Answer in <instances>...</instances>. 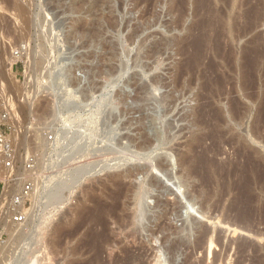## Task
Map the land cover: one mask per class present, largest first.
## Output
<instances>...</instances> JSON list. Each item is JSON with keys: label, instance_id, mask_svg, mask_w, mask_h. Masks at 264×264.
<instances>
[{"label": "rangeland", "instance_id": "obj_1", "mask_svg": "<svg viewBox=\"0 0 264 264\" xmlns=\"http://www.w3.org/2000/svg\"><path fill=\"white\" fill-rule=\"evenodd\" d=\"M14 1L0 0V109L9 114L17 153L14 173L22 175V183L28 179L27 157L34 156L37 165L48 151L44 140L52 143L55 138L47 129L54 101L49 63L75 66L66 80L81 81L80 88L90 97L99 98L104 85L113 89L99 118L108 120L102 136L93 138L89 150L70 165L74 171L93 166L92 171L69 183L61 202L38 209L41 219L36 222L44 228L33 247L10 235L11 222L0 219V248L11 246L12 253L18 251L13 257L29 248L37 264H89L96 256L93 264H141L142 256L136 253L149 248V264H264V0H247L246 5L210 0L207 9L197 8L196 0H16L25 10L22 23ZM71 4H79L76 13ZM41 21L51 24L59 59L48 54ZM73 26H80L79 33L67 38ZM21 47L35 54L33 73L26 70L24 59L6 65ZM122 66L127 70L121 71ZM43 68L46 75L39 73ZM74 116L87 121L83 112ZM103 160L102 167H95ZM212 167L228 175L216 177L208 170ZM67 168L36 170L31 176L35 184V178ZM136 169L141 173L131 180L141 185L138 200L147 213L132 224L121 217V203L124 194L133 195H127V188L118 193L128 180L119 182L113 176ZM0 173L9 176L8 171ZM167 203L172 208L163 215L160 205ZM177 203L184 208L180 218L173 210ZM81 208L86 218L77 215ZM90 214L97 219L91 221ZM202 228L219 241L211 257L193 245ZM129 229L136 236H129ZM148 229H154L152 235Z\"/></svg>", "mask_w": 264, "mask_h": 264}, {"label": "bare ground", "instance_id": "obj_2", "mask_svg": "<svg viewBox=\"0 0 264 264\" xmlns=\"http://www.w3.org/2000/svg\"><path fill=\"white\" fill-rule=\"evenodd\" d=\"M16 1V0H15ZM14 1V3L12 5H15L16 6V11L18 12V15L19 17H17L18 19H20L21 23H22V11L25 12V10H22V7L21 6H18L16 4V2ZM35 1V0H34ZM84 1V0H83ZM21 2V1H20ZM209 2L210 0H196L195 1V6L197 8H203V9H207L209 8ZM239 4H242V5H246L247 4V0H238ZM238 4V3H237ZM72 5V4H71ZM79 4H74L72 5L71 7V10L72 11H75V13L79 10ZM82 5V4H81ZM263 5V4H262ZM14 6V7H15ZM34 7V6H33ZM253 7V6H252ZM264 7V6H263ZM7 8V7H6ZM10 8V7H9ZM40 8V7H39ZM69 8V7H68ZM262 8V7H261ZM25 9V8H23ZM42 9V8H41ZM41 9H37V10H41ZM65 9V8H64ZM11 10V9H10ZM69 10V12L71 11ZM77 10V11H76ZM262 10V9H261ZM13 11V10H12ZM83 11V10H82ZM240 11V10H239ZM246 11V10H245ZM15 12V11H14ZM33 12V11H32ZM80 12V11H79ZM27 13V11H26ZM39 13V12H38ZM43 13V11H42ZM66 13V12H64ZM68 13V12H67ZM74 13V12H73ZM72 13V14H73ZM82 13V12H81ZM85 13V12H84ZM25 14V13H24ZM71 14V13H70ZM261 14V12H260ZM15 15V14H14ZM83 15V14H82ZM83 17V16H82ZM39 18V17H38ZM44 18V17H42ZM28 19V18H27ZM73 19V18H72ZM26 20V19H25ZM34 20V19H33ZM43 20V19H42ZM74 20V19H73ZM24 21V20H23ZM31 21V19H30ZM30 21H29V24L30 25ZM47 21V20H46ZM49 21V20H48ZM82 21V20H81ZM28 22V21H27ZM26 22V23H27ZM35 22V21H34ZM72 22V21H71ZM17 23V22H16ZM25 23V24H26ZM14 24V23H13ZM18 25V24H17ZM22 25V24H21ZM32 25V24H31ZM40 27H42L41 29L43 30L42 31V34H44V43L47 44V47H49V53L48 54H51L53 55L54 59H59L58 57L62 56L61 55V52L56 49V46H55V43L53 42V40H51V36H50V25L51 24H48V22H44V21H41L40 23ZM54 25V24H53ZM56 25H59V24H56ZM75 25V24H73ZM81 25V24H80ZM72 26V25H71ZM39 27V26H38ZM56 27H59V26H56ZM80 27V26H79ZM78 26H73V31L71 33H69V35L67 36V38L69 37H73V36H76V34H78L80 28ZM82 29V28H81ZM82 31V30H81ZM80 31V32H81ZM42 36V35H41ZM43 37V36H42ZM41 37V38H42ZM66 42V46L68 47H73V45L69 44L68 41H65ZM45 46V45H44ZM67 47V48H68ZM45 48V47H44ZM46 49V48H45ZM69 49V48H68ZM63 53V52H62ZM65 53V52H64ZM47 54V55H48ZM9 57V56H8ZM34 57H35V54L32 53V51L30 49H22V47L17 50V51H13L8 59V64L7 67H10L11 64L15 63L16 61L18 60H22L24 59L25 60V65H26V70L28 71H31L32 68L34 69L35 66L34 65ZM70 59H71V55H69ZM64 58V56H63ZM63 58L61 59V61L63 60ZM68 58V56L66 57ZM65 58V59H66ZM60 62V60H57ZM65 61V60H64ZM71 61V60H70ZM256 61V60H255ZM65 63V62H64ZM69 63V62H68ZM252 63V62H251ZM66 64V63H65ZM72 64V63H71ZM62 65V63H60V66ZM64 65V64H63ZM62 65V66H63ZM58 62H50L49 63V69H48V73H49V90L54 94V101L52 103V115H51V121L47 127L48 130L51 131V133L54 134L55 138H54V142H48V141H45L44 140V148L46 149L47 152H44L42 153L41 155V158L40 160H38V163L34 169L35 173H36V170H39L40 172H46L48 169L50 168H59V167H68L67 170L63 171V173H59L57 170L56 171H52L50 174H47L45 177H42L41 180H38V178H35V184H34V188H33V191L31 192L30 194V198L32 199V206L30 207L29 211L27 212L26 214V222H24L22 225L21 224H14L11 222L10 225H12V228L11 230L9 231L10 235H13V234H17L18 239L22 240V242H27L28 243V246H30L31 244L33 243H36V241L38 240V234H39V231H40V228L42 227V225L44 226V224H40L37 223L36 221L39 220V218H37V214L38 213V209L43 205L47 206L48 204H53V202H57V204L59 202H61V196H62V193L64 191V189H66L67 186H70L68 185L69 183H75L74 181L77 180V178L81 175H84L86 174L89 170H91V168L93 166H82L80 167L79 171H74L73 168H71V164L74 163L76 160H78L80 157H82L85 152L87 150H89V147L90 145L94 142L93 141V138L95 137H99L102 136L101 133L102 132V128H105L107 127V121H104L103 119L105 118H102V121H99L101 118V116L103 114L106 113V104L109 102L110 100V96H111V91L113 88H109V85H104L102 87V92H101V95L99 96V98L97 97H94V96H89V92L87 91L86 88H80V85H81V81H77L74 80V79H71L70 80H66L67 76H70V74H72L71 72H73V70L76 68L74 66V68L70 65V66H66V67H60ZM36 69V68H35ZM40 69V68H39ZM37 70V69H36ZM35 70V72H36ZM47 69L43 68L39 71V73L41 75H44L46 72ZM124 71V70H127L125 67L122 66L121 68V71ZM34 71V70H33ZM34 72V73H35ZM31 73H33L31 71ZM46 75V74H45ZM70 78V77H69ZM32 77L29 79L31 81ZM113 86V85H112ZM67 87H71V89L73 91H70V92H67L65 88ZM84 87V86H83ZM69 89V88H68ZM70 89V90H71ZM218 110V109H216ZM220 111V110H219ZM85 113L87 115V121L85 120V123L84 122H80L79 119H80V115L79 114V117L78 116H74L75 114L77 115V113ZM215 113H217V111H215ZM220 114V113H219ZM79 119H78V118ZM215 117L219 118L218 115H216ZM100 118V119H99ZM216 118V119H217ZM82 119V117H81ZM234 119V118H233ZM59 120H63V122L65 121V126H59V127H55V123H58ZM82 121V120H81ZM60 124V123H59ZM58 124V125H59ZM62 125V124H61ZM16 130V128H15ZM46 130V129H45ZM158 137V136H157ZM260 137V136H259ZM262 137V136H261ZM93 141V142H92ZM150 143V142H149ZM142 144V143H141ZM140 144V147L142 148ZM144 144V142H143ZM147 144V143H146ZM145 145V144H144ZM144 147V146H143ZM120 148V147H119ZM132 151V150H131ZM121 152V150H120ZM191 153L193 151H190ZM194 154V153H193ZM203 154V153H201ZM188 155V154H187ZM191 155V154H190ZM130 157V156H129ZM194 157V155H193ZM192 157V158H193ZM126 158V157H125ZM202 158V157H201ZM200 158V159H201ZM203 159V158H202ZM205 159V158H204ZM118 160V159H117ZM209 160V159H208ZM116 161V160H115ZM183 161V160H182ZM192 161V160H191ZM203 161V160H202ZM123 161H119V163H121ZM195 162V161H194ZM199 162V160H198ZM197 162V164H198ZM209 162V161H208ZM214 162V161H213ZM107 163V162H106ZM118 163V165H119ZM183 164L185 162H182ZM103 164H105V161H99L96 163L95 167L96 166H100L102 167ZM117 165V164H116ZM199 165V164H198ZM204 165V164H203ZM206 167H207V164H205ZM180 166H183V165H180ZM211 166V165H209ZM213 166V165H212ZM94 167V168H95ZM190 167V166H189ZM203 167V166H202ZM104 168V167H103ZM195 168V167H194ZM208 168V167H207ZM213 168V167H212ZM221 169V168H220ZM219 169V170H220ZM232 169V168H231ZM199 170V169H198ZM208 170H211L209 172H211V174H216L218 177L221 175L222 178H225L228 173H225V172H221L219 171L218 169L216 168H209ZM207 170V172H208ZM224 170V169H223ZM226 170V169H225ZM34 171H31L30 174H32ZM92 171V170H91ZM206 171V170H204ZM231 171V170H230ZM242 171V170H241ZM209 172L207 174H209ZM228 172V171H227ZM233 172V171H232ZM141 173L140 170L136 169V170H125V172H120L118 175L116 174L115 176H113V179H118V181L120 182V180L123 182L125 180H128V183L126 184V182H123L122 185H121V189L122 190H119L118 193L119 194H123V189L127 188V190L125 191L128 195L129 192H131V196L130 198H128V196H126L125 194L123 195V199H125L124 201H122V207L123 208L122 210L123 213H124V216L121 215V217H124L126 218V220L128 219L129 221H131L132 224H134L133 222H136L137 219L140 216L141 213H147V209H146V206H144L143 204H141L139 202V195L141 193V189H140V186H134L132 184V180L135 179L139 174ZM223 173H225L223 175ZM23 174V173H22ZM37 174V173H36ZM230 174V173H229ZM113 175V174H112ZM215 175V176H216ZM223 175V176H222ZM7 173H0V179H5L7 177ZM208 176V175H206ZM211 176V175H210ZM213 176V175H212ZM216 176V177H217ZM247 177V176H246ZM250 177V176H249ZM199 178V176H198ZM132 179V180H131ZM216 179V178H215ZM244 179V178H243ZM90 180V179H89ZM211 180V179H210ZM245 180H247V178H245ZM226 181V180H225ZM231 181V180H230ZM244 181V180H243ZM250 181V180H249ZM215 182V181H214ZM221 182V181H219ZM223 182V180H222ZM221 182V183H222ZM228 182V181H227ZM242 182V181H241ZM245 182V181H244ZM246 184L248 183V180L247 182H245ZM251 183V182H250ZM118 184V182H117ZM126 184V185H125ZM235 184V183H234ZM74 185V184H73ZM201 185V184H200ZM210 185V184H209ZM227 185V184H226ZM245 185V184H244ZM249 185V183H248ZM120 185H118V188L120 189L119 187ZM211 186V185H210ZM233 186V185H232ZM231 186V187H232ZM239 186V185H238ZM71 187V186H70ZM222 188V185L220 186ZM235 187V186H234ZM142 188V187H141ZM227 188V187H225ZM245 188V186H244ZM247 188V187H246ZM132 189V190H130ZM67 190V189H66ZM229 190V189H228ZM5 192V191H4ZM124 192V193H125ZM133 193V194H132ZM223 193V192H222ZM7 194H9L7 192ZM4 195V196H7ZM238 194V193H237ZM242 195V194H241ZM240 195V196H241ZM246 195V194H245ZM120 197V196H118ZM238 198V197H237ZM181 204L182 202L180 200H178ZM177 201V202H178ZM183 201V200H182ZM121 202V201H119ZM184 202V201H183ZM185 203V202H184ZM56 204V203H55ZM55 204H53L55 206ZM158 204V203H157ZM178 205V206H177ZM177 205L175 204V207L173 208V210L175 209V212H176V215H177V218L181 217V211H180V204L177 203ZM188 205V204H187ZM49 206V205H48ZM159 206V205H158ZM163 207L161 209L162 211V214L169 210V207L172 208V206H170L168 203L167 204H162L160 205V207ZM182 206H185V205H182ZM179 208V209H178ZM183 208V207H182ZM181 208V209H182ZM187 208V207H185ZM47 209V207H46ZM184 209V208H183ZM205 209V208H204ZM186 210V209H185ZM42 213L44 210H40ZM84 209H80L79 212L78 210L76 211V213L78 212L77 215H79V217H84L86 218V214H84ZM164 211V212H163ZM90 212V211H89ZM88 212V214H89ZM94 213V212H93ZM167 213V212H165ZM41 214V213H39ZM73 214V213H72ZM92 214V213H91ZM91 214L89 215L91 219V221H93L92 219L93 218H96L95 216H91ZM102 214V212H101ZM161 214V215H162ZM188 214V212H187ZM76 215V214H75ZM96 215V213L94 214ZM143 215V214H142ZM145 215V214H144ZM164 215V214H163ZM162 215V216H163ZM87 216V217H89ZM160 216V215H159ZM100 217V216H99ZM98 217V219H99ZM162 218V217H161ZM165 218V217H164ZM41 219V218H40ZM89 219V218H88ZM94 219V221H97L98 223V220ZM70 220V219H69ZM85 220V219H84ZM104 220V219H103ZM120 220V219H119ZM118 220V221H119ZM165 220V219H164ZM181 220V219H179ZM25 221V220H24ZM89 221V220H88ZM101 221V220H100ZM99 221V222H100ZM105 221V220H104ZM125 221V220H124ZM123 221V222H124ZM139 221V219H138ZM36 222V223H35ZM90 222V221H89ZM126 222V221H125ZM163 222V221H162ZM45 223V222H44ZM65 223V222H64ZM130 222L128 223L129 226H127V222H126V226L127 228L128 227H132V224ZM140 223V222H139ZM61 224V223H60ZM83 224V223H82ZM131 224V226H130ZM138 224V223H136ZM164 224V223H163ZM167 224V223H166ZM165 224V225H166ZM184 224V223H183ZM58 225V224H57ZM74 225V224H73ZM106 225V224H105ZM160 225V224H159ZM22 226V227H21ZM78 226V225H77ZM76 226V227H77ZM82 226V225H81ZM122 226V225H121ZM134 226V225H133ZM138 226V225H137ZM156 226V225H155ZM21 227V228H20ZM58 227V226H57ZM120 227V226H119ZM122 227H125V226H122ZM162 227V226H161ZM165 227V226H164ZM168 228V226H166ZM202 227V226H201ZM44 228V227H42ZM56 228V227H55ZM75 228V227H74ZM78 228V227H77ZM90 228V227H89ZM97 228V227H96ZM138 228V227H137ZM165 228V231H170V228ZM63 229V228H62ZM80 229V227H79ZM120 229V228H119ZM126 230V228H123ZM164 229V228H162ZM167 229V230H166ZM178 229V228H177ZM203 229V228H202ZM201 229V230H202ZM93 230V229H92ZM132 230H135L133 227H132ZM132 230H128V235H129V232L132 234L134 233L135 231H132ZM138 230V229H137ZM136 230V231H137ZM152 230L154 229H148V231L150 232V234L152 235ZM158 230H159V227H158ZM173 230V229H172ZM182 230V229H181ZM193 230V229H192ZM201 230H197V238L195 240L196 243H193V245H195V249L198 250V251H203V253L205 251H208L207 253V256L209 255L211 257V255L213 254L212 250L214 248V246L216 245L215 242H219V241H216L217 237H215V239L213 238V236L210 235V230H206L203 229L202 231ZM57 231V230H56ZM64 231V230H63ZM88 231V230H87ZM91 231V230H90ZM60 232V231H59ZM127 232V231H125ZM124 232V233H125ZM167 232V233H168ZM172 232V231H171ZM65 233V232H64ZM89 233V232H88ZM105 233V232H104ZM156 233V232H155ZM163 233V232H162ZM173 233H176L175 232V229H174V232ZM180 233V232H178ZM213 233V232H212ZM63 236V233H61ZM98 234V233H97ZM126 234V233H125ZM130 234V235H131ZM135 236H136V233H134ZM139 234V233H138ZM40 235V234H39ZM86 235V234H85ZM90 235V234H89ZM95 235V234H94ZM100 235H102L100 233ZM127 235V234H126ZM129 235V236H130ZM149 235V236H151ZM164 235V234H163ZM14 236V235H13ZM16 236V235H15ZM68 236V235H67ZM76 236V234H75ZM87 236V235H86ZM128 236V237H129ZM139 236V235H138ZM156 236V235H155ZM166 236V235H165ZM169 236V235H168ZM44 237V236H43ZM71 237V236H70ZM69 237V238H70ZM94 237V236H93ZM96 237V236H95ZM104 237H105V234H104ZM152 237V236H151ZM171 237V236H169ZM11 239L12 236L10 237ZM131 238H134V235L133 237ZM165 238V237H163ZM16 239V238H15ZM88 239V238H86ZM136 239V237H135ZM185 239V238H184ZM132 240V239H131ZM167 240V239H166ZM171 240V239H170ZM173 240V239H172ZM194 240V241H195ZM220 240V239H219ZM84 241V240H83ZM91 241V240H89ZM95 241V240H94ZM101 241V240H100ZM128 241V240H127ZM186 241V240H185ZM233 241V240H232ZM21 242V243H22ZM82 242V241H81ZM87 242V241H86ZM107 242V241H106ZM104 242V243H106ZM230 242V241H229ZM234 242V241H233ZM13 243V242H12ZM21 243H18L21 245ZM53 243V242H52ZM55 243V242H54ZM83 243V242H82ZM81 243V244H82ZM88 243V242H87ZM95 243V242H94ZM133 243V242H132ZM138 243V242H137ZM170 243V242H169ZM178 243V242H177ZM183 243V241H182ZM187 243V242H186ZM242 243V242H241ZM215 244V245H214ZM219 244V243H218ZM8 245V244H6ZM11 245V244H10ZM13 245V244H12ZM15 245V244H14ZM23 245V244H22ZM100 245V244H99ZM101 245H104V244H101ZM145 245V244H144ZM144 245H142L144 247ZM149 245V244H148ZM147 245V246H148ZM192 245V246H193ZM9 246V245H8ZM7 246V247H8ZM27 246V247H28ZM80 246V244H79ZM98 246V245H97ZM112 246V245H111ZM141 246V247H142ZM151 246V245H150ZM182 246V245H181ZM217 246V245H216ZM247 246V245H246ZM11 247V246H10ZM9 247V249H10ZM18 247V246H17ZM30 247H33V246H30ZM89 247V246H88ZM94 247V246H93ZM102 247V246H101ZM129 247V246H128ZM127 247V248H128ZM138 247V246H137ZM218 247V246H217ZM248 247V246H247ZM12 248V247H11ZM79 248V247H78ZM76 248V249H78ZM82 248V247H81ZM90 248L92 249V247L90 246ZM146 248V246H145ZM194 248V247H192ZM216 248V247H215ZM214 248V250H215ZM229 248V247H228ZM242 248V247H240ZM246 248V247H244ZM5 247H1L0 248V264H37V258L35 257L34 255V252L33 250L31 251V249L29 250V248L27 249L26 253H22V251L20 253H18V255L16 257H13V253H17L18 251L14 252L13 253L11 251ZM19 249V248H17ZM84 249V248H82ZM97 249V248H96ZM102 249V248H101ZM107 249V248H106ZM130 249V248H129ZM136 249V248H135ZM134 249V250H135ZM139 249V247L137 248ZM136 249V250H137ZM141 249V248H140ZM194 249V251H195ZM86 251V249H84ZM93 250V249H92ZM100 250V249H98ZM150 248L147 249V251H137L136 254H138V256H142L140 259L144 261H142L143 264H149L150 260H149V257L147 255V252H149ZM246 250V249H245ZM29 251V252H28ZM128 251V250H127ZM131 251V249H130ZM173 251V250H172ZM196 251V252H198ZM73 252V250H72ZM75 252V250H74ZM73 252V253H74ZM90 252V250L88 251V253ZM134 252V251H133ZM246 252V251H245ZM54 253V252H53ZM83 253H86V252H83ZM87 253V254H88ZM98 252L96 251V254ZM126 253V252H125ZM124 253V255H125ZM132 253V252H131ZM135 253V252H134ZM151 254V252H149ZM148 253V254H149ZM154 253V252H153ZM242 253V252H241ZM244 253V252H243ZM242 253V254H243ZM13 256H12V255ZM22 254L24 257H22ZM75 254V253H74ZM95 254V255H96ZM127 254V253H126ZM130 254V253H128ZM133 254V253H132ZM130 254V255H132ZM215 254V253H214ZM134 255V254H133ZM27 256H29V258H27ZM136 256V255H135ZM208 256V257H209ZM218 256V255H217ZM243 256V255H242ZM13 257V258H12ZM97 257V256H96ZM96 257H92L90 258L88 262L92 263L93 264V261H95ZM129 256H127L126 258H128ZM133 257V256H131ZM188 257V255H187ZM213 257V256H212ZM215 257V256H214ZM244 257V256H243ZM125 258V257H124ZM137 258V256H136ZM135 258V259H136ZM138 258V260H139ZM153 258V257H152ZM218 258V257H216ZM133 259V258H132ZM188 259V258H187ZM205 259V258H204ZM214 259V258H213ZM114 260V259H113ZM124 260V259H123ZM199 260V259H198ZM243 260V259H242ZM125 261V260H124ZM135 261V260H134ZM128 262H131V261H128ZM127 262V263H128ZM202 262V261H201ZM208 262V261H207ZM215 262V261H212V263ZM241 262V261H239ZM67 263V262H66ZM89 263V264H90ZM126 263V261H125ZM132 263V262H131ZM141 263V264H142ZM154 263V262H153ZM159 263V262H158ZM205 263V262H204ZM211 263V264H212ZM242 263V262H241ZM139 264V263H138ZM187 264V263H186ZM216 264V262H215ZM262 264V263H261Z\"/></svg>", "mask_w": 264, "mask_h": 264}, {"label": "built area", "instance_id": "obj_3", "mask_svg": "<svg viewBox=\"0 0 264 264\" xmlns=\"http://www.w3.org/2000/svg\"><path fill=\"white\" fill-rule=\"evenodd\" d=\"M11 131L12 126L8 112L5 109H0V171L9 172L8 177L0 179V219H5L8 223L22 224L30 209L28 207L31 202L30 194L34 188L30 172L35 169L36 158L34 156L27 157L24 174L28 176V179L22 183V175L14 173L17 153L10 138ZM5 190L9 193L7 196H4Z\"/></svg>", "mask_w": 264, "mask_h": 264}]
</instances>
